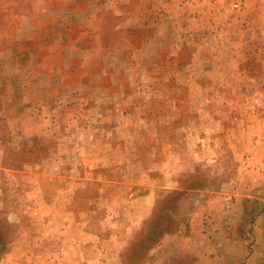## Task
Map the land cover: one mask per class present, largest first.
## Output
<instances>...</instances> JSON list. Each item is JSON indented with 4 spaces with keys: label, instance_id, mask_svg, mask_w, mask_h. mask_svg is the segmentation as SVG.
Returning <instances> with one entry per match:
<instances>
[{
    "label": "rangeland",
    "instance_id": "obj_1",
    "mask_svg": "<svg viewBox=\"0 0 264 264\" xmlns=\"http://www.w3.org/2000/svg\"><path fill=\"white\" fill-rule=\"evenodd\" d=\"M42 2L0 0V264H264V0Z\"/></svg>",
    "mask_w": 264,
    "mask_h": 264
},
{
    "label": "crops",
    "instance_id": "obj_2",
    "mask_svg": "<svg viewBox=\"0 0 264 264\" xmlns=\"http://www.w3.org/2000/svg\"><path fill=\"white\" fill-rule=\"evenodd\" d=\"M41 2L43 1V0H40ZM43 3V2H42ZM246 4L245 5H248L247 4V2H245ZM34 4V3H33ZM45 4V3H44ZM36 6V5H35ZM34 14V13H33ZM39 15H43V14H37V15H34V16H31V18L29 19L30 21H32V19L33 20H35V19H39L40 18V16ZM221 238H222V236H221ZM221 245H222V249H221V253L223 254V258L225 259V261H223L222 262V264H231L232 262H231V259H233L232 257L231 258H229V256H228V253H229V245H228V241H227V239H223V244L221 243ZM244 249V248H243ZM237 250L239 251V249L237 248ZM244 251V250H243ZM247 253V251L245 250V254ZM245 257V256H244ZM255 259V256L254 255H252V257L251 258H249L248 260H247V262H249V263H251V262H253V260ZM244 262H245V260H244Z\"/></svg>",
    "mask_w": 264,
    "mask_h": 264
},
{
    "label": "built area",
    "instance_id": "obj_3",
    "mask_svg": "<svg viewBox=\"0 0 264 264\" xmlns=\"http://www.w3.org/2000/svg\"><path fill=\"white\" fill-rule=\"evenodd\" d=\"M237 6V5H236Z\"/></svg>",
    "mask_w": 264,
    "mask_h": 264
}]
</instances>
